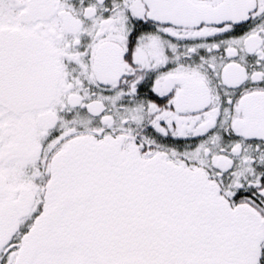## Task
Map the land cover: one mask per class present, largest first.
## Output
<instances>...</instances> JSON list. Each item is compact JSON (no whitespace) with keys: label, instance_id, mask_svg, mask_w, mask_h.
<instances>
[{"label":"snow or ice","instance_id":"6c2138e0","mask_svg":"<svg viewBox=\"0 0 264 264\" xmlns=\"http://www.w3.org/2000/svg\"><path fill=\"white\" fill-rule=\"evenodd\" d=\"M0 264H264V0H0Z\"/></svg>","mask_w":264,"mask_h":264}]
</instances>
